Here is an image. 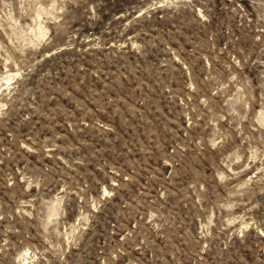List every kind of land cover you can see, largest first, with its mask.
I'll return each mask as SVG.
<instances>
[{
	"label": "rangeland",
	"instance_id": "rangeland-1",
	"mask_svg": "<svg viewBox=\"0 0 264 264\" xmlns=\"http://www.w3.org/2000/svg\"><path fill=\"white\" fill-rule=\"evenodd\" d=\"M0 264H264V0H0Z\"/></svg>",
	"mask_w": 264,
	"mask_h": 264
}]
</instances>
